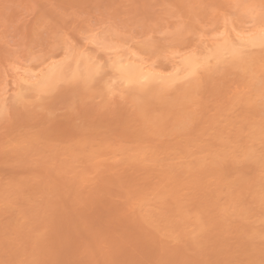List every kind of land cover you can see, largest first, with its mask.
<instances>
[{
    "label": "rangeland",
    "instance_id": "rangeland-1",
    "mask_svg": "<svg viewBox=\"0 0 264 264\" xmlns=\"http://www.w3.org/2000/svg\"><path fill=\"white\" fill-rule=\"evenodd\" d=\"M182 1L0 0V261L264 260L261 52L148 96L105 67L112 52L165 67L264 26V0ZM52 25L71 48L50 43ZM78 55L105 68L85 82ZM49 62L67 77L15 99L18 78Z\"/></svg>",
    "mask_w": 264,
    "mask_h": 264
},
{
    "label": "bare ground",
    "instance_id": "bare-ground-1",
    "mask_svg": "<svg viewBox=\"0 0 264 264\" xmlns=\"http://www.w3.org/2000/svg\"><path fill=\"white\" fill-rule=\"evenodd\" d=\"M180 1H182V0H180ZM179 3H181V2H179ZM213 3H215V2H213ZM183 4L181 3V5H183ZM187 4H189V3H187ZM258 24H260V23H258ZM256 27H257V25H256ZM262 28H264V26L263 27L262 26L257 27L255 30L253 29L250 32L248 30H247L248 32H242V30H241L240 33H238V31H239L238 30L237 33H234V34L231 33L232 35L231 34L227 35L224 33L225 34L224 37L217 38L218 40L213 44L205 45L204 48H202L201 52H193V53L185 55V56L174 57L170 60V63H168L167 66H165V67L161 66V68L160 67L155 68L154 66H152L153 64L148 65V62L144 61L143 59L138 58L137 55H135L134 53H131V52L130 53L127 52L128 54H125L124 56L118 55V54L114 55V53L116 54V52H112L111 57L112 56L113 57L112 58L109 57V59L110 58L111 59L110 60L108 59L107 64H105V67L108 68L112 72L113 78H114L113 83L115 84V82H117L115 85L118 84V85L123 86L124 88L132 87L131 89H133V87H135V88H138L141 92H143L144 94L143 93L142 94L145 96H148L151 94L153 95V93H156V92H152V91L157 90V92H158L159 89H157V88H160V89L162 88L163 90H168L172 87H175L179 82H182V81L184 82L185 80H188L190 78H194V76H196V74L202 69H205V70L208 69L209 70L208 67L210 66V64L212 65V63H215L216 65L222 63V66H223L224 62H226L227 60L229 62V60H230V61H232V64H234V66L236 65V67L238 66V68H241L243 64L245 65V63L246 64L251 63V65H252V63H255L256 62L255 60L258 58L254 59L252 57L253 62H251L252 61L251 57H249L250 59H248V58H246L247 55L245 56V54L247 53L248 50H253V49H256L258 51V53H259V51L261 53L262 52L264 53V43H262V41H261V29ZM234 32H236V31H234ZM220 36H222V35H220ZM219 39H221V40H219ZM209 43H212V42H209ZM112 49H110V50L112 51ZM237 50H242L243 54L239 55V56L235 55ZM248 53H249V51H248ZM252 53H253V51H252ZM261 53H259V56L263 58V56H262L263 54L260 55ZM260 57L257 61L262 62L264 64V61H263L264 59H261ZM68 58H69V56H68ZM94 59H95L94 57L91 58V57H85L83 55H78V58L76 59V68L74 69L75 70L74 76H76L78 78H82L83 81L87 82V81L95 78V76L97 74L100 75V72L105 67L100 65V63H98V62L96 63L94 61ZM260 60H262V61H260ZM65 62H61L62 64L49 62L47 67L44 69L40 68V71H38L39 73H37L36 75H34V74H33V76L29 75V76L24 77L23 79H21L22 78L21 76H23L24 74L22 73L23 75H21V76L19 75L20 78H18V80L19 81L21 80V81L17 83V86L15 83V87L16 88L19 87V91H18V89H16L18 92L14 93V98L15 99H17V98L21 99V95H23L21 92V91H23L22 88L23 89L28 88L29 91L35 90V91H38L41 93V91H44L46 89H50L53 85L55 86V83H57L58 81L60 82L62 78H63L62 80H64V78L67 77V73H65L66 72L65 71V68H66ZM229 64H230V62H229ZM246 67H248V66L246 65ZM246 67H243V69ZM250 69H252V68H250ZM37 70H39V69H37ZM214 72H215V69H214ZM64 73L66 74L65 77H64V75H65ZM252 80H253V78H252ZM191 82H194V81H191ZM25 83L30 84V86L25 87L26 86ZM106 86H107V84H106ZM162 89H161V91H162ZM135 90H137V89H135ZM235 90H238V89L235 88ZM25 91L27 92V90H25ZM159 92H160V90H159ZM145 93H147V94H145ZM5 96H6V94H5ZM2 105L3 104H0V113L2 110Z\"/></svg>",
    "mask_w": 264,
    "mask_h": 264
},
{
    "label": "snow or ice",
    "instance_id": "snow-or-ice-1",
    "mask_svg": "<svg viewBox=\"0 0 264 264\" xmlns=\"http://www.w3.org/2000/svg\"><path fill=\"white\" fill-rule=\"evenodd\" d=\"M261 23L264 24V5H261V16H260ZM84 39H87V37H84ZM49 40L50 43H59L61 46L67 45L69 48H71L70 41L67 40V38L64 36L62 30L57 28L55 25L50 26L49 31ZM261 41L264 43V28L261 29ZM242 50H237L235 55H242ZM69 85H71L72 81L71 79L68 80ZM264 239V237H262ZM0 264H41L40 261L36 260H5L0 261ZM228 264H232V262H228ZM261 264H264V260L261 261Z\"/></svg>",
    "mask_w": 264,
    "mask_h": 264
}]
</instances>
